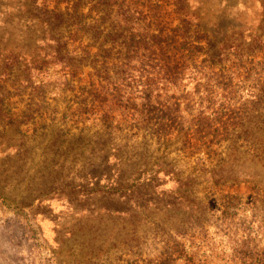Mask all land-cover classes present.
Masks as SVG:
<instances>
[{
  "label": "rangeland",
  "instance_id": "obj_1",
  "mask_svg": "<svg viewBox=\"0 0 264 264\" xmlns=\"http://www.w3.org/2000/svg\"><path fill=\"white\" fill-rule=\"evenodd\" d=\"M120 1L69 66L0 0V264H264V0Z\"/></svg>",
  "mask_w": 264,
  "mask_h": 264
},
{
  "label": "trees",
  "instance_id": "obj_2",
  "mask_svg": "<svg viewBox=\"0 0 264 264\" xmlns=\"http://www.w3.org/2000/svg\"><path fill=\"white\" fill-rule=\"evenodd\" d=\"M111 1H114V5H116V3H122L120 0H33V6L36 7L37 13L39 14V21L37 23L42 31L44 32L45 29V31L49 33L52 41L57 44V48L54 52L56 60L61 63L66 62L71 66V61L68 60L67 62L63 57L70 56L72 53L70 47L75 46L76 44H78V47L80 46L79 54L82 53L88 58L92 57V46L84 45L83 43V37L85 35L89 38L92 37L93 40L100 41V49L104 48L103 44L108 41L105 38L113 31V29H111V31L107 33L109 22L113 21L118 24L120 23V20H123L127 23L130 19H127L123 14H114ZM88 5L91 12L96 11L97 14V18L91 20L89 25L79 20L80 18H86L82 13L84 10L83 7ZM118 9H120V6H118ZM119 37H123L124 41L119 42V40H117ZM163 41L165 40L161 35L149 34L146 31L143 34L137 32H130V34L123 32L119 35L115 34L113 38H111L110 43L112 47L116 45L125 47L127 52L125 57L128 59L125 66H129V60H132L134 57L137 58L138 53L142 48L150 53V57L147 59L151 60V58H153L151 63L154 62L156 58L153 56H158L156 52L157 48L154 47L163 46ZM159 50L162 51L164 57L168 53L166 49ZM75 51L76 50L73 52ZM98 55L100 59H103L101 66L104 67V65H107V62H104L105 57L100 54H97L96 56L98 57ZM96 62L100 61L96 60ZM77 69L81 70L82 68ZM73 75L75 76L77 73L72 74V76ZM121 79H123L122 73ZM122 81H124V79ZM0 108H3L1 102Z\"/></svg>",
  "mask_w": 264,
  "mask_h": 264
}]
</instances>
